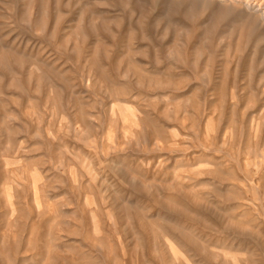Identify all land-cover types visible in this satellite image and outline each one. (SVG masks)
I'll return each mask as SVG.
<instances>
[{"label":"rangeland","instance_id":"374dc122","mask_svg":"<svg viewBox=\"0 0 264 264\" xmlns=\"http://www.w3.org/2000/svg\"><path fill=\"white\" fill-rule=\"evenodd\" d=\"M262 1L0 0V264H264Z\"/></svg>","mask_w":264,"mask_h":264},{"label":"bare ground","instance_id":"6f19581e","mask_svg":"<svg viewBox=\"0 0 264 264\" xmlns=\"http://www.w3.org/2000/svg\"><path fill=\"white\" fill-rule=\"evenodd\" d=\"M233 1L234 2H241L242 0H230V2H232L233 3ZM250 0H248V2H249ZM259 6V7H258ZM257 7V9L255 10V13L258 15V18L260 19V20H263L264 21V0L262 1V3L260 4V5H258ZM257 18V19H258Z\"/></svg>","mask_w":264,"mask_h":264}]
</instances>
